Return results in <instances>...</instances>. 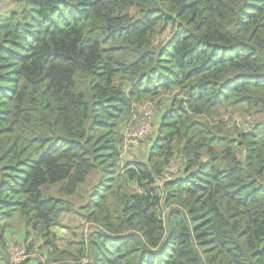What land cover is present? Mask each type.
<instances>
[{"label":"trees","instance_id":"trees-1","mask_svg":"<svg viewBox=\"0 0 264 264\" xmlns=\"http://www.w3.org/2000/svg\"><path fill=\"white\" fill-rule=\"evenodd\" d=\"M17 225L18 264H264V0H0V251Z\"/></svg>","mask_w":264,"mask_h":264},{"label":"rangeland","instance_id":"rangeland-1","mask_svg":"<svg viewBox=\"0 0 264 264\" xmlns=\"http://www.w3.org/2000/svg\"><path fill=\"white\" fill-rule=\"evenodd\" d=\"M12 0H4V3H9ZM8 7V6H7ZM6 7V8H7ZM155 102L144 103L139 110H136V113L132 117V119L127 123L124 128V137L126 141V145L122 151V158H120V163L123 165L128 161L140 160L145 156L146 146L149 143V137L151 135L152 129L155 127V123L158 120V116L156 117L157 112ZM239 123L243 122V119L237 118ZM148 132L139 140H132L128 137L129 131L135 127L136 125L146 124ZM85 197H75L73 199L75 206L77 207ZM76 212H71L69 214L63 215L60 220V225L55 228L56 234L58 236L59 245L62 246L67 240H77L79 239L83 233L87 230L88 225L84 222L82 217L78 214V208H74ZM16 224V223H15ZM14 224V225H15ZM31 241L37 247V250H33V252H27L28 258L31 259H40L43 261L45 257L42 256V251L44 247H42V239L34 232H31L25 237L24 232L21 230L19 225L14 227L12 234L9 236V244L4 251H0V264H11V255L10 249L16 246L23 247L26 250V245ZM8 257V258H7ZM7 258V260H3Z\"/></svg>","mask_w":264,"mask_h":264},{"label":"built area","instance_id":"built-area-1","mask_svg":"<svg viewBox=\"0 0 264 264\" xmlns=\"http://www.w3.org/2000/svg\"><path fill=\"white\" fill-rule=\"evenodd\" d=\"M147 131V123L146 124H140L133 127L130 131L128 137L134 140L135 138L142 137L145 135ZM10 255H11V264H18L28 258V255L26 253V250L23 247H13L10 249Z\"/></svg>","mask_w":264,"mask_h":264}]
</instances>
